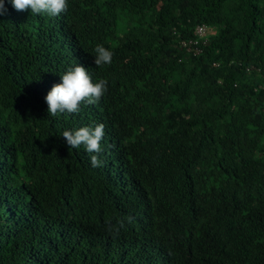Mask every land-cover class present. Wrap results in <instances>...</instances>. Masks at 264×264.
<instances>
[{
  "label": "trees",
  "instance_id": "16d2710c",
  "mask_svg": "<svg viewBox=\"0 0 264 264\" xmlns=\"http://www.w3.org/2000/svg\"><path fill=\"white\" fill-rule=\"evenodd\" d=\"M5 6L0 264H264V0ZM200 26L216 33L195 56L183 42ZM78 64L107 91L50 115L45 97ZM100 123L92 167L62 133Z\"/></svg>",
  "mask_w": 264,
  "mask_h": 264
},
{
  "label": "clouds",
  "instance_id": "9594fccd",
  "mask_svg": "<svg viewBox=\"0 0 264 264\" xmlns=\"http://www.w3.org/2000/svg\"><path fill=\"white\" fill-rule=\"evenodd\" d=\"M12 6L17 11L31 9L32 14L47 13L57 16L67 11V0H10ZM7 14L5 0H0V16ZM95 64L112 62L113 52L102 45L95 47ZM61 83L55 84L45 97L48 104V113L56 116L58 113H77L80 111L81 102L89 105L97 103L102 95L107 91L108 81L99 79L93 83L88 71L84 66L78 64L69 67L67 71L60 74ZM105 135V125L97 124L95 127L86 126L77 130H65L62 137L66 140L70 148H79L83 145L90 155L92 167H100L103 161L99 154L102 152L101 141ZM128 223L133 221V217L128 216ZM124 227V221L119 222V226H113L111 222L106 223V231L110 235L119 234L120 228Z\"/></svg>",
  "mask_w": 264,
  "mask_h": 264
},
{
  "label": "built area",
  "instance_id": "2783aa9c",
  "mask_svg": "<svg viewBox=\"0 0 264 264\" xmlns=\"http://www.w3.org/2000/svg\"><path fill=\"white\" fill-rule=\"evenodd\" d=\"M195 34L197 36V39L184 41L183 47L187 48L189 52L193 53L196 56L201 52V45H205L208 42L210 33H208L207 31V27L200 26L197 28Z\"/></svg>",
  "mask_w": 264,
  "mask_h": 264
},
{
  "label": "rangeland",
  "instance_id": "374dc122",
  "mask_svg": "<svg viewBox=\"0 0 264 264\" xmlns=\"http://www.w3.org/2000/svg\"><path fill=\"white\" fill-rule=\"evenodd\" d=\"M208 33H210V34H215V33H216V30L211 29V28H208Z\"/></svg>",
  "mask_w": 264,
  "mask_h": 264
}]
</instances>
